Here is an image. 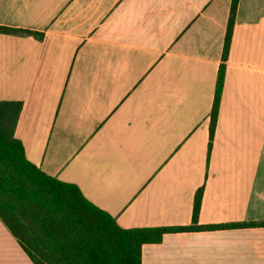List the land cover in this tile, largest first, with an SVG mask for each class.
Segmentation results:
<instances>
[{"label": "crops", "instance_id": "crops-1", "mask_svg": "<svg viewBox=\"0 0 264 264\" xmlns=\"http://www.w3.org/2000/svg\"><path fill=\"white\" fill-rule=\"evenodd\" d=\"M231 0H0V101L43 173L123 229L199 226L141 264H264V0H238L208 156ZM242 227H226L233 224ZM0 264H32L0 222Z\"/></svg>", "mask_w": 264, "mask_h": 264}, {"label": "trees", "instance_id": "trees-1", "mask_svg": "<svg viewBox=\"0 0 264 264\" xmlns=\"http://www.w3.org/2000/svg\"><path fill=\"white\" fill-rule=\"evenodd\" d=\"M237 3L238 0H231L210 112L208 156ZM0 34L32 36L39 40L43 36L4 26H0ZM21 108L19 101H0V222L32 264H141L142 246L160 243L167 233L224 227L198 225L203 193L200 187L194 195L191 225L121 228L112 216L87 201L77 186L43 173L26 159L21 142L14 136Z\"/></svg>", "mask_w": 264, "mask_h": 264}]
</instances>
